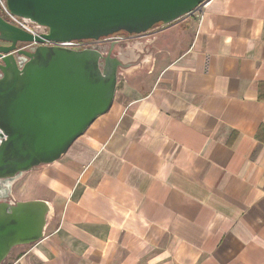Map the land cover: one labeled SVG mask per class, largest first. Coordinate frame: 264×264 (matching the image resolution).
Returning a JSON list of instances; mask_svg holds the SVG:
<instances>
[{"label": "crops", "instance_id": "1", "mask_svg": "<svg viewBox=\"0 0 264 264\" xmlns=\"http://www.w3.org/2000/svg\"><path fill=\"white\" fill-rule=\"evenodd\" d=\"M115 55L111 110L2 183L51 207L6 264H264V0H211Z\"/></svg>", "mask_w": 264, "mask_h": 264}, {"label": "water", "instance_id": "2", "mask_svg": "<svg viewBox=\"0 0 264 264\" xmlns=\"http://www.w3.org/2000/svg\"><path fill=\"white\" fill-rule=\"evenodd\" d=\"M205 1L7 0L12 14L47 33L32 35L0 14V264L15 248L41 241L51 213L43 200L9 201L2 183L10 189L23 174L59 161L111 110L124 68L118 43L84 50L48 43L141 36Z\"/></svg>", "mask_w": 264, "mask_h": 264}, {"label": "built area", "instance_id": "3", "mask_svg": "<svg viewBox=\"0 0 264 264\" xmlns=\"http://www.w3.org/2000/svg\"><path fill=\"white\" fill-rule=\"evenodd\" d=\"M211 0H206L202 5H200L196 10L188 14L187 16L181 18L178 22L186 20L188 18H192L194 16H203L204 11L206 7L210 4ZM0 14L5 18L6 21L9 23L23 29L24 31L38 36L47 33V30L36 23L25 19V18H20L14 14H12L8 8L7 5V0H0ZM176 22V23H178ZM146 34L141 35V36H121V35H114L108 38L101 39L99 41H93V40H87V41H73V42H66V43H54V42H49V45L52 46H58V47H64V48H69V49H77V50H84V49H92L95 46H103L106 44H111V43H126L129 41H132L134 39H139L142 37H145ZM32 44H26L23 46L22 49L27 50L29 47H31Z\"/></svg>", "mask_w": 264, "mask_h": 264}, {"label": "flooded vegetation", "instance_id": "4", "mask_svg": "<svg viewBox=\"0 0 264 264\" xmlns=\"http://www.w3.org/2000/svg\"><path fill=\"white\" fill-rule=\"evenodd\" d=\"M118 35L125 36L126 34H125V33H119ZM113 44H114V43L106 44V45H103L102 47H104L105 49H109ZM118 44H120V43H118ZM118 44H117V45H118ZM48 45H49V44H48ZM117 45H116V46H117ZM33 47H35L34 44H33L31 47H29L28 49L33 48ZM97 47H99V46H95V48H97ZM92 49H94V47H93Z\"/></svg>", "mask_w": 264, "mask_h": 264}, {"label": "rangeland", "instance_id": "5", "mask_svg": "<svg viewBox=\"0 0 264 264\" xmlns=\"http://www.w3.org/2000/svg\"><path fill=\"white\" fill-rule=\"evenodd\" d=\"M15 188H13L12 190L14 191ZM15 256V254H11V257L13 258Z\"/></svg>", "mask_w": 264, "mask_h": 264}]
</instances>
